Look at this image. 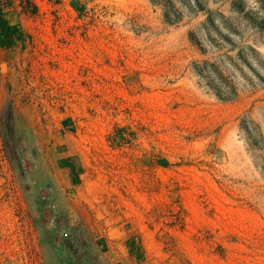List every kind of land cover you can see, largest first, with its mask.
<instances>
[{"label": "rangeland", "instance_id": "rangeland-1", "mask_svg": "<svg viewBox=\"0 0 264 264\" xmlns=\"http://www.w3.org/2000/svg\"><path fill=\"white\" fill-rule=\"evenodd\" d=\"M32 2L0 4V264H264V0Z\"/></svg>", "mask_w": 264, "mask_h": 264}, {"label": "trees", "instance_id": "trees-1", "mask_svg": "<svg viewBox=\"0 0 264 264\" xmlns=\"http://www.w3.org/2000/svg\"><path fill=\"white\" fill-rule=\"evenodd\" d=\"M152 1L159 2V0ZM15 2L16 0H0V4H2V6L12 5ZM28 2L31 7L23 5V8L31 11L32 13H36L38 11L37 5L34 4L32 0H28ZM165 16L166 19L172 23L181 19V15H175V13H165ZM220 17L221 19H226V16L222 13L220 14ZM207 22H213V16L211 13L207 17ZM237 56L244 59L242 51H239ZM193 70L200 77V79L204 81L206 86L210 88L221 100L230 101L239 95L238 87L227 75L224 74L218 63L210 60H204L201 63H194ZM240 128L245 132L249 148L258 153L260 165L264 171V136L260 131V127L248 115L241 122Z\"/></svg>", "mask_w": 264, "mask_h": 264}]
</instances>
